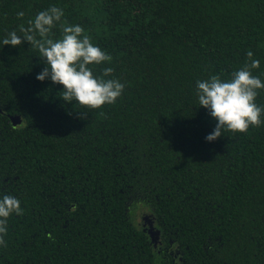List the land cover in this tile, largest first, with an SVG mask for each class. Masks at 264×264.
<instances>
[{"label":"trees","instance_id":"16d2710c","mask_svg":"<svg viewBox=\"0 0 264 264\" xmlns=\"http://www.w3.org/2000/svg\"><path fill=\"white\" fill-rule=\"evenodd\" d=\"M51 6L125 88L101 109L66 104L37 81L36 48L0 45V195L23 209L0 264H264V123L209 143L195 94L248 52L264 80V0H0V39Z\"/></svg>","mask_w":264,"mask_h":264},{"label":"clouds","instance_id":"9594fccd","mask_svg":"<svg viewBox=\"0 0 264 264\" xmlns=\"http://www.w3.org/2000/svg\"><path fill=\"white\" fill-rule=\"evenodd\" d=\"M64 15L63 9L56 6L39 11L28 21L27 27H20L19 34L15 30L6 33L0 45L17 48L28 43L36 48L45 63L36 76L37 81L50 80L61 85L63 95L60 99L66 104L97 110L116 103L125 85L112 78L114 70L111 67L103 68L100 75L90 67L110 63L112 57L92 42L81 25H69L62 20ZM17 16L22 18L24 13L18 12ZM57 25L62 35L54 40L49 37ZM247 55L250 63L234 71L230 79L212 75L196 81L198 103L216 121L215 128L205 138L209 143L223 136L225 131L242 134L264 123L261 119L264 107L256 102L258 90L264 89V80L252 74V69H258L260 62L252 58V52ZM13 214H23L21 201L11 195H0V247L6 246L7 222Z\"/></svg>","mask_w":264,"mask_h":264},{"label":"water","instance_id":"95a60500","mask_svg":"<svg viewBox=\"0 0 264 264\" xmlns=\"http://www.w3.org/2000/svg\"><path fill=\"white\" fill-rule=\"evenodd\" d=\"M10 120H11V122H12V124H13L14 126H16V125H20V124H21L20 117H18V116H11V117H10Z\"/></svg>","mask_w":264,"mask_h":264},{"label":"rangeland","instance_id":"374dc122","mask_svg":"<svg viewBox=\"0 0 264 264\" xmlns=\"http://www.w3.org/2000/svg\"><path fill=\"white\" fill-rule=\"evenodd\" d=\"M141 214H142V213H139V215H138V216H139V218H140ZM139 218H138V219H139Z\"/></svg>","mask_w":264,"mask_h":264}]
</instances>
